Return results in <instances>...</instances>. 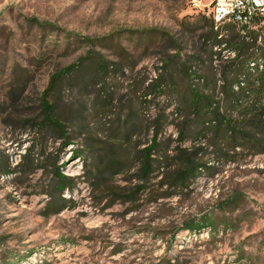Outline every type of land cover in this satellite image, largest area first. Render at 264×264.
<instances>
[{
    "label": "rangeland",
    "instance_id": "obj_1",
    "mask_svg": "<svg viewBox=\"0 0 264 264\" xmlns=\"http://www.w3.org/2000/svg\"><path fill=\"white\" fill-rule=\"evenodd\" d=\"M212 8L0 0V264H264V152L210 155L189 189L166 195L159 174L135 195L138 163L112 138L137 124L143 148L166 116L159 138L179 144L177 100L153 83L203 47ZM213 51L220 72L233 53ZM44 97L63 133L38 126Z\"/></svg>",
    "mask_w": 264,
    "mask_h": 264
},
{
    "label": "trees",
    "instance_id": "obj_2",
    "mask_svg": "<svg viewBox=\"0 0 264 264\" xmlns=\"http://www.w3.org/2000/svg\"><path fill=\"white\" fill-rule=\"evenodd\" d=\"M203 18L209 26L201 34L203 47L188 54L177 73L168 62L164 75L160 74L153 83L157 97L168 92L177 100L179 144L171 149L169 138H159L167 123L166 116L153 122V136L143 148L140 141L134 140L137 124L123 131L122 137H112L120 139L116 145L130 151L138 163L135 195L151 192V181L159 174L164 175L161 184L171 189L166 195L189 189L201 171L209 169L210 155L213 159L232 161L238 151L264 152V16L254 14L249 24L233 19L216 24L213 16ZM221 46L233 53V57L227 58L223 69L216 72L213 61L217 54L213 48ZM97 70L104 74L107 66L100 63ZM59 77H53L48 90ZM45 124L64 132L54 104L44 97L43 119L38 126ZM187 141H191V146L181 144ZM26 168L29 170L30 165ZM56 174V189L61 190L68 185L69 177L59 169Z\"/></svg>",
    "mask_w": 264,
    "mask_h": 264
},
{
    "label": "built area",
    "instance_id": "obj_3",
    "mask_svg": "<svg viewBox=\"0 0 264 264\" xmlns=\"http://www.w3.org/2000/svg\"><path fill=\"white\" fill-rule=\"evenodd\" d=\"M212 10L216 24L229 19L249 24L254 14L264 16V0H213Z\"/></svg>",
    "mask_w": 264,
    "mask_h": 264
}]
</instances>
